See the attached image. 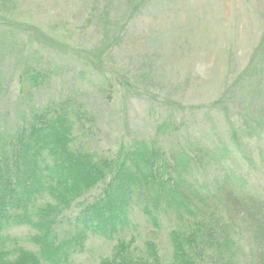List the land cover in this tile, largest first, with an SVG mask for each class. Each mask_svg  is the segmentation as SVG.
Instances as JSON below:
<instances>
[{
    "label": "rangeland",
    "instance_id": "obj_1",
    "mask_svg": "<svg viewBox=\"0 0 264 264\" xmlns=\"http://www.w3.org/2000/svg\"><path fill=\"white\" fill-rule=\"evenodd\" d=\"M32 64L53 76L40 90L24 87L26 100L20 76ZM44 106L85 112L75 147L97 158L143 140L218 148L203 180L231 170L264 200V0H0V132L10 136ZM79 211L66 213L59 240L75 232ZM131 222L119 238L90 236L75 262L116 257L123 240L131 261H157L151 242L158 264H179L168 229L157 232L138 211ZM237 239L241 263L252 264L247 232Z\"/></svg>",
    "mask_w": 264,
    "mask_h": 264
},
{
    "label": "trees",
    "instance_id": "obj_2",
    "mask_svg": "<svg viewBox=\"0 0 264 264\" xmlns=\"http://www.w3.org/2000/svg\"><path fill=\"white\" fill-rule=\"evenodd\" d=\"M32 65L20 76L26 100L33 92L24 87L40 90L53 76ZM88 117L44 106L26 113L10 136L0 132V264H78L75 255L83 253L90 236L121 237L137 211L157 232L168 229L179 264H242L244 247L237 239L242 229L251 241L252 264H264V200L231 170L211 182L201 177L205 167L221 160L220 149L194 143L169 151L143 140L112 158H97L75 147L74 127L78 122L86 131ZM96 187L101 193L83 201ZM75 208L80 209L75 232L59 240L56 230ZM15 228L29 233L20 238L13 235ZM118 243L117 256L100 264L160 262L151 242L158 262L131 261L129 245Z\"/></svg>",
    "mask_w": 264,
    "mask_h": 264
}]
</instances>
